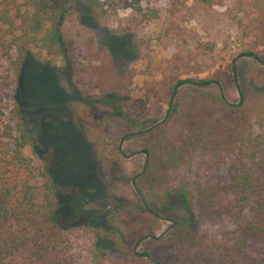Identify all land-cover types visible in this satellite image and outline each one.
Returning a JSON list of instances; mask_svg holds the SVG:
<instances>
[{"label": "rangeland", "instance_id": "374dc122", "mask_svg": "<svg viewBox=\"0 0 264 264\" xmlns=\"http://www.w3.org/2000/svg\"><path fill=\"white\" fill-rule=\"evenodd\" d=\"M46 1L69 12L63 55L55 68L26 56L17 74L0 82V94L9 107L17 104L29 128L26 153L48 167L58 221L77 242L73 259L83 264L89 245L105 251L98 264H218L223 247L235 245L237 224L195 210L194 224L174 229L176 198L157 211L135 194L148 160L137 143L152 136L158 173L179 163V176L186 173L189 181L197 177L188 168L198 170L206 186L227 180L230 163L214 147L240 114L219 97L231 104L241 97L245 104L264 100V88L255 89L264 74V14L255 33L243 36L232 17L235 0L208 11L195 0H144L143 11L158 14L149 20L127 0H107L112 14L100 23L82 0ZM91 49L111 55L128 119L93 101L99 94Z\"/></svg>", "mask_w": 264, "mask_h": 264}, {"label": "trees", "instance_id": "16d2710c", "mask_svg": "<svg viewBox=\"0 0 264 264\" xmlns=\"http://www.w3.org/2000/svg\"><path fill=\"white\" fill-rule=\"evenodd\" d=\"M82 1L89 6L94 23L112 14L107 0ZM142 1L127 0L129 8L140 12L142 19L157 18L155 9L143 11ZM172 1L183 5L187 0ZM195 1L208 11L223 6L226 0ZM174 7L179 8L176 4ZM233 13L235 24L243 36H248L255 33L264 14V0H235ZM68 17L64 5H50L46 0H0V82L10 73L16 75L26 56L55 68L63 55L62 24ZM89 53L95 62L90 69L99 94L93 101L98 107L107 108L111 115L128 119L122 107L126 97L121 91L123 83L113 68L111 55L98 54L93 49ZM260 79V87L255 89L263 92L264 74ZM182 82L171 86L172 94ZM184 82L194 83L190 79ZM199 84L206 85L208 81L200 80ZM262 98L245 104L241 97L238 103L231 104L219 97L223 107L239 112L240 119L215 144L218 158L230 163L227 180L215 186L204 185L196 169L188 168L197 177L194 180H187L186 173L179 176V163L163 167L162 173H158L152 136L137 143L139 148L147 150L148 160L143 165L142 183L135 187V194L142 203H150L157 211H162L164 202L176 198L178 204H172L170 216L174 229L181 222L194 224L195 210L199 217L223 215L237 224L235 245L223 247L218 264H264ZM31 146L29 128L17 104L9 107L0 94V264H77L73 259L77 242L58 221V201L48 167L35 165L32 156L26 153ZM171 173L173 178L168 177ZM228 195L229 200H221ZM179 210L185 214L182 220L175 214ZM85 249L89 255H85L83 264L104 260L103 249L89 245Z\"/></svg>", "mask_w": 264, "mask_h": 264}, {"label": "water", "instance_id": "95a60500", "mask_svg": "<svg viewBox=\"0 0 264 264\" xmlns=\"http://www.w3.org/2000/svg\"><path fill=\"white\" fill-rule=\"evenodd\" d=\"M144 151V153H146V151L145 150H143Z\"/></svg>", "mask_w": 264, "mask_h": 264}]
</instances>
